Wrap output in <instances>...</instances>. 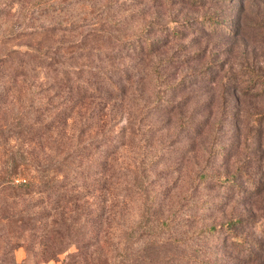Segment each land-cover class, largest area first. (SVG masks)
<instances>
[{"label":"rangeland","instance_id":"374dc122","mask_svg":"<svg viewBox=\"0 0 264 264\" xmlns=\"http://www.w3.org/2000/svg\"><path fill=\"white\" fill-rule=\"evenodd\" d=\"M95 1L74 7H96L99 26L134 42L114 64L128 66L113 76L121 90L58 92L65 127L44 151L22 148L41 162L68 156L73 129L86 143L77 172L100 188L80 194L84 235L100 221L120 232L149 209V225L165 221L149 239L151 264H264V0ZM98 248L83 247L79 262L66 252L39 264H108L105 252L85 255ZM15 256L37 264L24 246Z\"/></svg>","mask_w":264,"mask_h":264},{"label":"trees","instance_id":"16d2710c","mask_svg":"<svg viewBox=\"0 0 264 264\" xmlns=\"http://www.w3.org/2000/svg\"><path fill=\"white\" fill-rule=\"evenodd\" d=\"M77 2L0 0V264H25L15 256L20 246L27 249L28 260L32 257L37 264L66 252L76 261L85 246H99L84 253H96L92 261L105 252L108 264H151L154 243L149 239L155 235L153 229L165 222L154 224L157 219H153L149 225V209H144L120 232L108 221H100L84 235L79 217L88 203L80 204V194L100 188L83 181L77 172L79 150H85L86 143L79 141L73 129L68 156L58 160L48 155L41 162L22 148L36 145L44 151L52 130L65 127L59 115L65 100L57 101L58 92L86 99L102 92L113 96L121 90L113 76H124L128 66L113 69L114 64L122 56L129 57L134 42L122 35H109L110 29L93 19L101 11L75 8ZM110 41L115 49L106 46ZM38 69L47 78L43 84H37ZM49 91L54 93L48 95ZM14 140L18 146L11 145ZM104 148L107 152L110 146ZM50 168L57 171L53 180L48 177ZM29 171L36 173V179L25 177ZM93 218L97 219L85 220L93 224ZM73 246L77 251L69 252Z\"/></svg>","mask_w":264,"mask_h":264}]
</instances>
